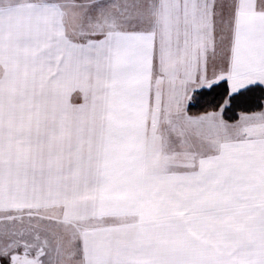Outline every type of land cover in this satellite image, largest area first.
Here are the masks:
<instances>
[{
	"label": "snow or ice",
	"instance_id": "obj_1",
	"mask_svg": "<svg viewBox=\"0 0 264 264\" xmlns=\"http://www.w3.org/2000/svg\"><path fill=\"white\" fill-rule=\"evenodd\" d=\"M0 264H264V0H0Z\"/></svg>",
	"mask_w": 264,
	"mask_h": 264
}]
</instances>
